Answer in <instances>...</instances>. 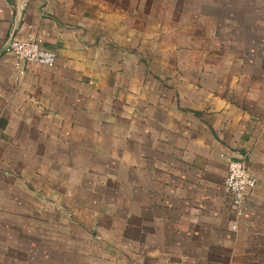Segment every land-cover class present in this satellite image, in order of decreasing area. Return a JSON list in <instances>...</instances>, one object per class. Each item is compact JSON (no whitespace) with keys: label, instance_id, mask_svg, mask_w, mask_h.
Masks as SVG:
<instances>
[{"label":"crops","instance_id":"crops-1","mask_svg":"<svg viewBox=\"0 0 264 264\" xmlns=\"http://www.w3.org/2000/svg\"><path fill=\"white\" fill-rule=\"evenodd\" d=\"M92 6L0 0V264H54L55 229L75 225L61 204L109 218L110 242L79 224L85 264H264V15L227 19L246 24L230 61L205 62L204 43L197 77L172 78L142 66L134 38L100 33L116 17ZM11 35L56 64L19 62ZM233 160L257 179L241 217L223 190Z\"/></svg>","mask_w":264,"mask_h":264},{"label":"rangeland","instance_id":"rangeland-1","mask_svg":"<svg viewBox=\"0 0 264 264\" xmlns=\"http://www.w3.org/2000/svg\"><path fill=\"white\" fill-rule=\"evenodd\" d=\"M91 1L94 5L92 7L97 8V6L105 5L107 7V10H104L105 14L109 13V15L117 18L107 20L106 31L102 30L104 27L94 24V26L100 27V30L98 27L95 31L99 30L100 33L107 34L109 30H112V32H115V37L120 33L127 36L126 38H134V42L140 50L142 66L147 67L149 73L152 74L153 71V73L158 74V77L170 76L176 78L182 75L185 78L195 79L197 77L196 63L203 57L202 54H199L202 51L200 46L204 43H206V47L208 46L206 50L208 54L205 53L204 55L205 62L230 61V56L232 55H230L231 52L227 47L232 48V51L236 50L237 45L233 44V42L237 43L240 41V31H245L246 24H243V28L232 29L229 27L227 19L237 18L243 21V15H264L263 4H250L248 0L245 2L244 0ZM240 3L243 6L238 8ZM115 9L120 11V17H118ZM118 24L120 27H118ZM133 29L134 33H132ZM249 34L248 36L252 37L250 39L255 41L256 39L253 35L257 34ZM104 37L105 35H102L103 39ZM242 39L245 40L244 38ZM105 41L106 45L116 46L115 40L110 38V36ZM222 41L224 42L223 44ZM219 45L222 47L219 48ZM223 47H226V51L222 49ZM115 184L112 183L111 188H108L109 192H106V185L105 194L95 197L96 202L101 203L100 201L112 200L109 194L116 189ZM82 195H84V192ZM84 201L83 197L78 198L77 206L80 207V204L87 205ZM60 207L63 218L70 220L75 225L69 228L70 231L66 229L68 227H63L65 226L63 224L61 229H55L59 242L57 246L59 255L46 257V260L54 264H85L84 261L87 259H85L84 255L90 253L88 252L90 245H87L90 235H85L84 231L79 230L80 227L78 226L85 223L86 218L81 215L77 216V213H69L62 204ZM85 207L82 211L86 209ZM79 211H81L80 208L77 212ZM104 220L109 222L108 217L100 218L98 215L87 220V225H84L85 232L90 234L89 229L91 228L104 242H110L109 229L105 228L108 225ZM48 229V233L51 234L53 230L49 227ZM69 234L71 235L70 239L68 238Z\"/></svg>","mask_w":264,"mask_h":264},{"label":"built area","instance_id":"built-area-1","mask_svg":"<svg viewBox=\"0 0 264 264\" xmlns=\"http://www.w3.org/2000/svg\"><path fill=\"white\" fill-rule=\"evenodd\" d=\"M6 51L19 62L41 67H52L56 64V54L43 47L38 39L20 38L11 35L6 44ZM257 179L243 160H233L227 165V175L223 190L230 198V207L236 217L245 211L247 195L255 188ZM236 227L233 226V229Z\"/></svg>","mask_w":264,"mask_h":264}]
</instances>
